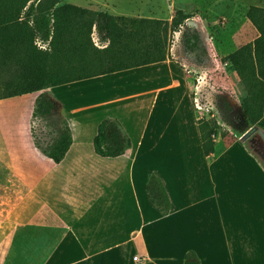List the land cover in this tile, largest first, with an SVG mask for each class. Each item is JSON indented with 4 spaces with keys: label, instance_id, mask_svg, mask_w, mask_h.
I'll list each match as a JSON object with an SVG mask.
<instances>
[{
    "label": "crops",
    "instance_id": "1",
    "mask_svg": "<svg viewBox=\"0 0 264 264\" xmlns=\"http://www.w3.org/2000/svg\"><path fill=\"white\" fill-rule=\"evenodd\" d=\"M137 3L109 13L172 17L167 8L164 17L151 8L134 13L146 8ZM183 62L167 58L88 78L110 81L98 83L103 91L95 96L55 95L72 135L58 163L43 157L31 136L39 92L0 99V107H16L9 128L0 130V264H184L189 253L199 264H264V158L250 142L222 139L203 154L200 115L189 96L195 70ZM109 86L117 89L105 91ZM105 117L130 138L125 154L94 152ZM256 125L264 132V98ZM152 174L166 191V213L149 203Z\"/></svg>",
    "mask_w": 264,
    "mask_h": 264
},
{
    "label": "trees",
    "instance_id": "2",
    "mask_svg": "<svg viewBox=\"0 0 264 264\" xmlns=\"http://www.w3.org/2000/svg\"><path fill=\"white\" fill-rule=\"evenodd\" d=\"M190 15L181 9L171 19L114 15L65 0H0V99L32 92L36 96L31 120L53 119L55 126L42 144L30 127L33 143L45 158L58 163L72 143L68 122L59 102L43 90L169 58L168 42ZM96 36V40L94 36ZM197 33L184 31V46L198 47ZM244 86L241 107L254 125L263 116L264 33L223 57ZM60 126V127H59ZM218 124L199 119L198 130L205 156L213 153ZM97 155L116 157L131 147L119 121L105 117L93 137ZM149 203L166 213L169 200L155 174L146 185ZM184 264H199L189 253Z\"/></svg>",
    "mask_w": 264,
    "mask_h": 264
},
{
    "label": "rangeland",
    "instance_id": "3",
    "mask_svg": "<svg viewBox=\"0 0 264 264\" xmlns=\"http://www.w3.org/2000/svg\"><path fill=\"white\" fill-rule=\"evenodd\" d=\"M87 5V7L107 12L127 11L132 5L142 2L146 8L134 9V13L147 14V8H151L156 15L164 17L171 10V14L178 9L183 10L190 16L187 19H198L204 25V30L196 29L194 25H187L185 22L175 32H172L168 42L169 59L174 64L180 66L184 64L195 70V92L189 96L195 103V111L200 119H214L219 128V133L214 136L216 143L224 140L226 142L234 140L238 144L245 145L249 140L243 142L237 140L236 135L242 134L251 124L243 117L242 124L235 125L232 118L236 114L235 107L241 102L245 94L244 86L236 75L232 72L231 66L223 61L224 54L233 51L247 40L252 38L258 29L264 28V0H77ZM81 4V5H83ZM141 4V5H142ZM119 5V6H118ZM120 7V9H119ZM167 8V9H166ZM190 28L197 33L199 45L193 52H189L184 46V31ZM95 40L96 36L93 35ZM185 64V65H186ZM181 67V66H180ZM138 71V73H144ZM95 79V78H94ZM152 79V77H151ZM103 82H109L108 78L87 79L67 83L59 87L47 88L43 92L50 95L54 100L55 95H70L72 97L85 96L89 92L97 89ZM130 82V81H128ZM135 82L134 80L131 83ZM75 84V85H73ZM116 88V87H115ZM112 86L105 88L115 89ZM117 89V88H116ZM104 91V92H105ZM60 92V93H59ZM107 93V92H106ZM221 96L224 99L222 104ZM235 100V102L233 101ZM14 106V105H13ZM16 107L4 109L0 107V130H6L10 126V118ZM33 127L39 141L44 144L49 139L53 128V119H29V128ZM60 127V126H59ZM3 177L0 168V178ZM185 174V178H186ZM3 188L0 187V193Z\"/></svg>",
    "mask_w": 264,
    "mask_h": 264
},
{
    "label": "flooded vegetation",
    "instance_id": "4",
    "mask_svg": "<svg viewBox=\"0 0 264 264\" xmlns=\"http://www.w3.org/2000/svg\"><path fill=\"white\" fill-rule=\"evenodd\" d=\"M188 51L189 52H193V51H190V50H188ZM221 97H223L222 101L220 102L221 104L224 101V99H226V100L228 99V98H225L224 96H221ZM235 111H236V114L232 118L233 123L235 125H240V124H242V119H243V117L241 115V111L244 114V110L239 109V107L236 105ZM244 117H246V116L244 115ZM250 144L255 148V150H257L260 154H262V156L264 158V136H262V135H260L258 133L254 134L252 139H251V141H250Z\"/></svg>",
    "mask_w": 264,
    "mask_h": 264
},
{
    "label": "water",
    "instance_id": "5",
    "mask_svg": "<svg viewBox=\"0 0 264 264\" xmlns=\"http://www.w3.org/2000/svg\"><path fill=\"white\" fill-rule=\"evenodd\" d=\"M186 24L187 25H194L196 27V29H200L202 31L204 30V25L198 19H187ZM233 101L235 102V100H233ZM237 106L239 107V109L243 110L241 107V104H237ZM256 133L264 136V132L261 129H259L256 124H254V125H251L248 129H246L242 134H240L239 139L242 141H244V140L251 141L253 135Z\"/></svg>",
    "mask_w": 264,
    "mask_h": 264
},
{
    "label": "built area",
    "instance_id": "6",
    "mask_svg": "<svg viewBox=\"0 0 264 264\" xmlns=\"http://www.w3.org/2000/svg\"><path fill=\"white\" fill-rule=\"evenodd\" d=\"M200 117H201V116H200ZM213 138H214V136H213ZM214 139H215V138H214ZM133 259L136 260V261H140V256L135 255V256H133Z\"/></svg>",
    "mask_w": 264,
    "mask_h": 264
}]
</instances>
